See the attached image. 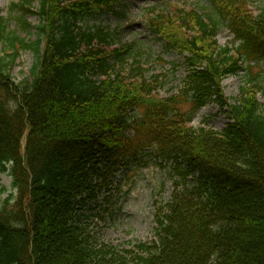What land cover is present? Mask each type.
<instances>
[{
    "label": "trees",
    "instance_id": "16d2710c",
    "mask_svg": "<svg viewBox=\"0 0 264 264\" xmlns=\"http://www.w3.org/2000/svg\"><path fill=\"white\" fill-rule=\"evenodd\" d=\"M123 1L22 0L11 7L19 31L0 15V79L10 81L21 51L35 56L14 105L0 87V172L12 180L0 198V264H264V110L255 91L231 103L222 89L243 61L264 56V10L254 17L246 1L207 0L208 14L148 20L186 55L185 122L177 103L119 77L125 54L106 50L110 32L81 25ZM222 28L235 49L218 45ZM33 30L35 41L20 38ZM210 103L229 115L222 134L188 126ZM149 158L175 179L170 203L156 207L153 241L130 250L98 242L89 220L99 195Z\"/></svg>",
    "mask_w": 264,
    "mask_h": 264
},
{
    "label": "rangeland",
    "instance_id": "374dc122",
    "mask_svg": "<svg viewBox=\"0 0 264 264\" xmlns=\"http://www.w3.org/2000/svg\"><path fill=\"white\" fill-rule=\"evenodd\" d=\"M243 1H246L254 17L264 10V0ZM21 2L22 0H0V15L9 21V29L12 31L19 29L13 19L11 7ZM34 5L38 6L36 2ZM117 10L118 13L115 15L109 14L81 25L88 30L110 32L112 37L106 48L117 49L125 54V61L116 69L119 77L132 82H143L152 95L169 100L170 104L177 103L175 109H178L182 120L186 122L188 114L193 112L192 98L187 93L189 71L186 55L167 49L164 42L148 30L147 22L151 16L163 11L170 12V17H167L169 21L175 20L173 15L178 14L180 10L183 12L195 10L202 15L208 14L210 13L208 1L124 0ZM28 21L32 26L39 24L36 15H29ZM19 36L33 42L36 40V31L21 32ZM234 41L235 38L229 29L222 28L217 38L218 45L222 48L229 46L235 49L238 43L233 44ZM3 56L5 52L0 43V57ZM34 63L35 56L31 51H21L12 68L10 81L0 79V87L9 89L13 105L16 103L14 84L30 77ZM242 67L243 71L238 75L223 80L222 89L225 97L234 103L240 97L241 90L246 88L256 92L264 110V56H253L243 61ZM230 122L229 115L224 110L210 103L196 113L189 126L222 134ZM149 160L151 158L134 164L129 171H123L110 188L111 193L105 190L99 195L93 220H89L98 242L130 250L138 243L153 241L156 207L170 203L175 190V179L169 167L161 168L155 161L149 163ZM11 182L8 174L0 172V191L4 188L8 191L1 195V200L10 194Z\"/></svg>",
    "mask_w": 264,
    "mask_h": 264
}]
</instances>
